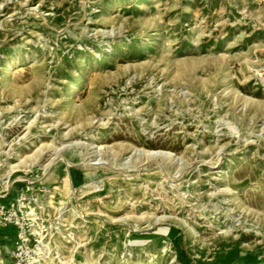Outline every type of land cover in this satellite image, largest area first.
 <instances>
[{"label":"rangeland","instance_id":"rangeland-1","mask_svg":"<svg viewBox=\"0 0 264 264\" xmlns=\"http://www.w3.org/2000/svg\"><path fill=\"white\" fill-rule=\"evenodd\" d=\"M24 179L40 264H264V0H0Z\"/></svg>","mask_w":264,"mask_h":264},{"label":"built area","instance_id":"built-area-1","mask_svg":"<svg viewBox=\"0 0 264 264\" xmlns=\"http://www.w3.org/2000/svg\"><path fill=\"white\" fill-rule=\"evenodd\" d=\"M24 180L28 185L16 194H11L10 183L8 186L2 183L5 187L0 192V228L8 227L11 230L8 233H0V238L8 243V245L0 244V264H31L32 256L36 253L35 248L41 245L44 239L41 233L46 230L38 215L41 210L38 206L41 204L34 206L35 218L30 208L26 209L20 205V202H29L31 198L39 197L29 193L31 182ZM35 221L41 226L38 230L40 233L35 230L36 227L38 228ZM7 257L9 263L5 262Z\"/></svg>","mask_w":264,"mask_h":264},{"label":"bare ground","instance_id":"bare-ground-1","mask_svg":"<svg viewBox=\"0 0 264 264\" xmlns=\"http://www.w3.org/2000/svg\"><path fill=\"white\" fill-rule=\"evenodd\" d=\"M139 151V149L135 148V152ZM157 154H161L162 156H166L168 155L169 160L171 161L173 159L172 154L170 152H163L160 150H146L144 151V155L146 156H157ZM40 205V201L37 200V198H31V200L29 202H20V205L22 207H26V209H31L32 211V215L34 216V212H33V207L36 205ZM38 208H40V206H38ZM35 218V217H34ZM37 233H40L38 231V229H36ZM36 253L32 256L33 260L31 262V264H37V263H42L41 261H46L47 259H50V247L49 245L46 243H42L41 245H38L36 248Z\"/></svg>","mask_w":264,"mask_h":264}]
</instances>
